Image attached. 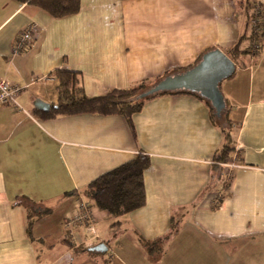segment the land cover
<instances>
[{
	"label": "crops",
	"instance_id": "0c3cea01",
	"mask_svg": "<svg viewBox=\"0 0 264 264\" xmlns=\"http://www.w3.org/2000/svg\"><path fill=\"white\" fill-rule=\"evenodd\" d=\"M245 1L80 0L78 14L54 19L0 0V77L22 88L20 110L0 107V264H264V26L258 55L240 54L220 84L238 168L218 206L211 160L222 125L197 97H156L130 123L48 114L55 71L77 73L85 95L98 97L191 66L210 48L225 54L246 31ZM30 24L35 38L13 55ZM37 99L48 112L34 109ZM138 153L150 161L144 207L119 217L92 208L98 241L74 247L64 222L76 195ZM16 197L34 203L31 226ZM100 244L105 251L91 250Z\"/></svg>",
	"mask_w": 264,
	"mask_h": 264
},
{
	"label": "trees",
	"instance_id": "16d2710c",
	"mask_svg": "<svg viewBox=\"0 0 264 264\" xmlns=\"http://www.w3.org/2000/svg\"><path fill=\"white\" fill-rule=\"evenodd\" d=\"M18 3L30 5L46 12L54 19H61L64 17L78 14L80 10V0H15ZM257 3L256 0H246L244 7L246 10V31L238 37L237 42L225 50L226 56L233 62L236 61L240 54H253L256 57L259 49L254 50L248 45L245 51H241L242 45L250 43L249 19L250 11ZM248 14V15H247ZM264 19L258 25L260 33L258 35V42L260 48V41L263 36ZM246 43V44H245ZM214 50L212 48L206 50L204 53ZM203 53V54H204ZM202 54V55H203ZM201 56L193 64L195 65ZM177 68L172 71L164 73L162 76L154 80H143L138 84L123 90H109L104 95L98 97H89L85 95L83 88L79 81V76L75 72L69 71H55L53 73L56 80L57 101L51 106L48 113L49 117L70 116L80 114H96L102 116L120 115L124 117L129 123L134 114L138 113L143 105L156 97L162 95H190L202 100L208 107L210 119L213 122H218L222 127L220 128L223 134L224 143L222 147L214 154L211 163L219 172L222 180L223 188L216 193H222L218 205L222 203L225 198V192L228 190L229 183L223 178L222 165L230 160L234 153L235 142L233 139V132L231 123L226 119L228 108L226 107L218 118L214 109L209 102L199 97L196 94L189 92H173L160 93L144 99H138V96L153 86L160 79L165 76L182 72L190 67ZM150 161L144 153H138L133 159L124 164L105 172L93 181H91L82 191L84 198L91 204V207L100 211H106L114 217H119L128 214L132 211L144 207L146 202L144 189V173L149 168ZM33 202L28 198L16 197L14 205H22L29 219V225L33 223L32 217L37 215L33 209ZM44 210L42 213H48ZM39 214V215H43Z\"/></svg>",
	"mask_w": 264,
	"mask_h": 264
},
{
	"label": "built area",
	"instance_id": "2783aa9c",
	"mask_svg": "<svg viewBox=\"0 0 264 264\" xmlns=\"http://www.w3.org/2000/svg\"><path fill=\"white\" fill-rule=\"evenodd\" d=\"M264 19V0H259L251 9L249 27L252 28L256 36L260 33L258 25ZM37 26L30 24L20 31L16 40L12 46V54L18 55L27 49L32 43L37 34ZM252 48L254 50L259 49V43L255 42ZM22 88L17 85L11 84L7 80L0 77V107H10L12 110L18 111L20 107L17 103V97L21 93ZM235 152L230 160L222 165L223 178L226 182L230 183L233 179L234 171L238 168L236 163L237 155ZM222 193H215L212 198L214 206H218V202L221 199ZM95 217L92 213L91 204L81 194L76 195L75 206L72 214L65 219L64 229L68 241H70L74 247H91L98 241V235L95 231ZM84 229V235L79 234V229Z\"/></svg>",
	"mask_w": 264,
	"mask_h": 264
},
{
	"label": "water",
	"instance_id": "95a60500",
	"mask_svg": "<svg viewBox=\"0 0 264 264\" xmlns=\"http://www.w3.org/2000/svg\"><path fill=\"white\" fill-rule=\"evenodd\" d=\"M235 64L220 50L214 49L204 53L192 67L160 79L153 86L138 96L144 99L160 93L189 92L198 95L214 109L219 118L226 104L220 91V84L235 73ZM34 109L48 112L50 106L35 100ZM91 250L102 252L106 248L100 244Z\"/></svg>",
	"mask_w": 264,
	"mask_h": 264
},
{
	"label": "rangeland",
	"instance_id": "374dc122",
	"mask_svg": "<svg viewBox=\"0 0 264 264\" xmlns=\"http://www.w3.org/2000/svg\"><path fill=\"white\" fill-rule=\"evenodd\" d=\"M245 1V0H244ZM254 6V5H253ZM252 28L250 27V30H251ZM258 35H259V33H257L256 34V36H255V34H254V31H252V32H250V43H249V45H250V47L252 48V46H253V44H255V42H258V40H257V38H258ZM259 43V42H258ZM246 44V43H245ZM235 62H237V60L235 61ZM238 63V62H237ZM238 66L240 65L239 63L237 64ZM20 107V106H19Z\"/></svg>",
	"mask_w": 264,
	"mask_h": 264
}]
</instances>
